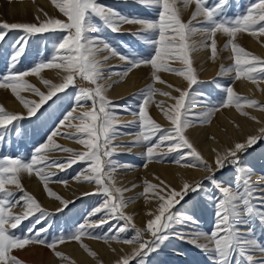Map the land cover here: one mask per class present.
I'll return each instance as SVG.
<instances>
[{"label": "snow or ice", "instance_id": "obj_1", "mask_svg": "<svg viewBox=\"0 0 264 264\" xmlns=\"http://www.w3.org/2000/svg\"><path fill=\"white\" fill-rule=\"evenodd\" d=\"M49 2L55 14L39 8L35 23L0 22V54L7 59L6 71L0 74V89L8 91L21 108L10 111L0 104V144L13 135H24L21 122L39 119L45 105L50 107V101L55 102L54 98L59 99L60 94L73 89L69 107L57 117L58 123L29 157L0 156V264H25L14 253L36 245L49 249L59 264H75L58 250L59 245L67 242L77 243L87 256L96 260L97 252L84 243L85 239L108 245L117 255L115 264H149L150 258L173 239L203 253L206 264H264V176L253 180L255 173L241 161V154L264 141V120L248 111L264 114V103L238 94L232 86H223L224 95L216 103L198 99L202 94L195 89L200 81L193 60V54L201 49L210 51L212 62L221 51H229L232 63L227 67L221 64L217 75L230 77L232 83L250 82L264 93L261 87L264 57L238 42L242 34H247L264 46V0H255L233 15L228 14L230 0H133L146 11L152 10L151 16L124 14L101 0ZM190 7V18L185 21L183 12ZM124 26H135V31L131 28L127 31L142 42L144 47L139 52L126 51L111 41L112 34L125 31ZM14 31L19 33L18 38L4 49L6 37ZM43 34H51L50 54L34 60L30 67H21L30 39ZM218 34L226 38L222 49L218 48ZM196 35L202 36L199 42L193 39ZM114 59L125 66L115 70L110 64ZM141 67L149 69L151 82L139 93L135 110L123 109L133 116L132 120L124 121L108 92L113 84ZM45 70H55L58 82L45 78L42 75ZM163 74L174 75L183 86L169 83ZM29 77H35L43 90ZM158 95L171 103L156 100ZM152 105L160 111L167 126L152 117ZM197 107L203 110L196 111ZM222 109H234L241 118L259 127L254 134L233 141L230 146L213 147L209 160L186 133L197 125H210ZM233 124L240 128L238 123ZM124 129L135 131L126 133ZM124 135L132 136L130 145L114 142ZM58 139L80 147L65 146ZM210 139L216 141L215 136ZM133 147L144 149L141 153L144 169L152 163H163L172 155L178 167L206 174L197 181L182 180L179 187L155 174L151 180L144 179L142 191L135 199L143 198L145 207H154L145 213L148 218L143 226H138L134 216L126 211L135 199L125 196L141 185L122 187L117 180L119 170H131L134 165L116 157L123 152L131 153ZM61 153L65 155H57ZM75 165L81 167L71 180L93 187L80 195L96 196L99 200L73 230L48 238L51 218L75 204L74 199L62 197L49 185L68 186L69 180L59 173ZM225 169L233 171L230 182L217 179V173ZM25 175L36 177L47 197L59 202L55 211L43 207L25 189L22 183ZM205 181L212 189L210 195L206 194L212 207V223L207 231L192 227L198 221L182 210V202L190 194L202 192ZM24 221L29 224L18 233L16 230ZM105 226L106 231L97 233V229ZM130 231L134 233L131 237L122 235ZM113 242L127 246L130 251L125 252L124 248L117 251L111 247Z\"/></svg>", "mask_w": 264, "mask_h": 264}, {"label": "rangeland", "instance_id": "obj_2", "mask_svg": "<svg viewBox=\"0 0 264 264\" xmlns=\"http://www.w3.org/2000/svg\"><path fill=\"white\" fill-rule=\"evenodd\" d=\"M35 1H40V0H0V22L35 23L36 16L31 17L30 14L27 13L24 15H20L17 12L13 14L8 13V9L10 6H14V5L19 6L21 4H25L26 2L33 3ZM46 2H49V0H46ZM101 2L104 3L105 5L112 6L120 10L124 14H135L142 16L153 15L152 10L146 11L144 8L134 3L133 0H101ZM211 2H215V0H211ZM253 2H255V0H230L228 14L229 15L239 14L244 10V8L247 5ZM40 7L43 8L49 14H55V10L52 9L53 7L51 6H50L51 10L46 8L44 4H40ZM191 11L192 8L190 7L189 9L183 12V19L185 21H187L190 18ZM124 28L125 31L117 34H112V36L110 37L111 41L114 44H118L122 49L126 51H132L133 49H135L137 52H139L140 49L144 47L142 42L135 39L133 36L129 35L127 31V29L129 28H131L132 31H135L136 30L135 26H124ZM18 36L19 33L15 31L9 33L8 36L6 37L7 43L4 44L3 46L4 49L9 48V46L14 43V41L18 38ZM50 36L51 34H43L32 37L30 39L27 48V55L23 59L21 67H25V68L30 67L34 60L44 59L50 54V50H51V44L49 43ZM250 38L252 39V37L248 36L247 34H242L239 37L238 42L246 50L252 52L253 49L250 48L251 45L250 43L252 41H250L251 40ZM193 39L199 42L202 39V36L196 35L193 37ZM253 40L257 42V40H255L254 38ZM217 41H218V48L222 49L223 44L226 43V38L218 34ZM197 52L193 54L195 68L197 67L196 66ZM227 53L229 54V51H221L219 58L223 59L225 56L229 57ZM218 59L215 62H212L211 59L210 61L218 67L220 65ZM118 63L113 64L115 65V70H119L120 68L125 66L122 62L121 63L118 62ZM173 66H179V65H173ZM6 68H7L6 56L0 54V74H4ZM139 72L142 74L140 77L141 80L139 79V83L137 84L138 86L135 90L131 91V93H129L128 95L123 96V98L122 97L117 99L110 98L114 102V104L119 106L116 109V111L117 114L121 117V119L124 118L122 119L124 121L126 119L127 121L132 120L133 116L131 115V111L125 112L123 111V109L135 110L139 100V93L141 92L142 89H144L147 86V84L151 82L150 72L148 68L141 67ZM42 75L45 78L53 80L54 82H58L59 80V77H57L55 74V70H45V72H43ZM173 76L174 75L171 74H163V78L167 80L169 83H172L171 77ZM198 77L200 82L198 85L195 86V89L197 92L202 94L200 97H198V99L203 100L204 102H209V101L212 103L218 102L219 98H221L224 95L222 91L223 86L233 87L236 83V82L232 83L231 80L223 79L218 75L206 81H204L201 78L199 73H198ZM28 79L32 83L36 84L38 87H41V89L43 90V86L39 84V81L35 77H29ZM78 83H80L81 86H85L83 82H78ZM217 84H219L221 87H217ZM72 92L73 89L70 88L67 93L60 94L61 98L59 99L54 98L55 102L50 101L49 102V104L51 105L50 107L48 105H45V107L41 109L43 115H41L39 119L32 118L30 121L21 122L22 129L24 130V135L19 137L13 135L8 139V141H6L3 144H0V156L8 155L12 157H16V156H21L25 158L29 157L33 148L38 143H42L44 138H46V134L56 123H58L57 117H60L61 113L64 112L69 107V104L71 102ZM0 104H3L10 111L21 110L20 105L18 104V102L15 101L14 97H12L8 91L2 89H0ZM202 110L203 109L199 107L197 108L196 111H202ZM227 110L230 109H222L220 112L223 111V114L224 113L226 114ZM153 112H154V105L150 106V114L154 119H156L153 115ZM216 126L217 127L221 126V122L220 121L218 122L217 113L215 114L212 123L210 125H204L202 127H206V130H210L212 127H216ZM123 131L126 133H132L135 131V129H124ZM126 136L127 135L120 136L114 142L118 145H130L131 141L124 140ZM58 142L65 146L76 149H79L80 147L64 139H58ZM133 148L138 149V147H133ZM57 155L62 157L65 154L61 153ZM116 158L119 159L121 162L130 163L134 166H137L139 163H144V161L142 160L139 162V159H142V156H139L138 150L133 151L132 153L123 152ZM241 161L244 165L251 168L255 173V175L253 176V180H257L261 176H264V141L259 142L257 145H254L251 149H249L246 153L241 154ZM156 164L163 167L177 166L173 162L172 155L167 157L163 163H156ZM80 167H81L80 165H75L73 166L72 169H69L67 172L59 173V176L63 179H68L69 180L68 185H70L71 182H73L71 180V177L75 175V173L79 170ZM52 171H57V170L52 169ZM196 171L198 172V174L200 173L201 174L195 181L202 179V177L206 175L203 172H200L198 170ZM117 175L118 176L120 175L119 172L117 173ZM232 178H233V171L231 169H225L223 173H217V179H222L226 182H230ZM22 183L25 189L30 193H32L36 197V199L42 204V206L48 209L49 211H55V209L59 207L58 201H54L47 197L46 193L43 191L42 185L40 184L39 180L36 177L34 176L28 177L27 175H25L22 178ZM34 183H38L39 187L41 188V191L40 190L36 191L32 188V184ZM204 183H205V188L202 192L198 194H190L189 198H186V201L182 202L183 205L182 210L185 211L187 214L192 215L194 219L198 221V223L192 225V227L207 231L211 227V223H212V215H211L212 207L207 200L206 194L210 195L212 193V189L207 181H205ZM83 186H88V185H83ZM49 187L55 192H57L59 195H61L62 197L66 199H70L69 196H64L61 193L62 189L64 190V188L67 186H63L59 183H50ZM92 190L86 188L84 191H92ZM81 193H78L76 196L73 195L74 197L72 199L75 200V204L69 206L70 210L66 209L65 212L56 214L51 218L50 222L52 224V228L50 229L48 238H51L52 236L57 235L59 233H68L71 230H73L74 226L77 225L79 222H82L83 218L87 216L90 209L99 200V198L96 196H88V197L81 196L80 195ZM126 194L127 193H125V196H127ZM78 196L80 198L76 199V197ZM177 207L180 208L181 206L178 205ZM14 211H19V209H15ZM28 224L29 221H24L16 231L18 233L21 232L28 226ZM106 229L107 226H105L103 229H97L96 231L97 233H100L106 231ZM133 234L134 233L130 231L122 235L131 237V235ZM84 243L88 244L89 247L92 248V250H94L93 243L99 245L101 244L109 247L108 245L104 244L102 241H97L93 239H85ZM112 245L111 247L114 246L117 247V245L120 244H116L113 242ZM72 248H73V252L71 251ZM126 249H127L126 252L130 251V249L127 246ZM173 249H175V251ZM58 250L68 255L71 258V260L75 261V264H83V262L80 261V258L78 257L77 253L87 256V254L75 242H67L63 245H59ZM14 254L17 255L21 260H23L25 264H44L46 263V261H48L49 257H54L49 249L38 245L29 246L25 250L16 251ZM103 264H110V263L103 262ZM149 264H206V257L204 256L203 253L199 252L196 248L192 247L191 245L184 243L183 241L173 239L168 243L167 247L163 248L158 254L150 258Z\"/></svg>", "mask_w": 264, "mask_h": 264}, {"label": "bare ground", "instance_id": "obj_3", "mask_svg": "<svg viewBox=\"0 0 264 264\" xmlns=\"http://www.w3.org/2000/svg\"><path fill=\"white\" fill-rule=\"evenodd\" d=\"M40 4H44L46 8L51 10L50 8L51 4L49 2H46V0L43 1L40 0V1H35L33 3L26 2L25 4H21L19 6H15V5L10 6L8 9V13L13 14L17 12L20 15H24L27 13L30 14L31 17H35L40 14L38 12V9L41 8ZM250 41H252L251 43L249 42L251 44L250 48L253 49L252 53L264 57V46H261L260 43L255 42L253 38ZM228 55L229 57L226 56L224 57L223 55L224 58L221 57L223 59L220 58L218 59L220 65L224 64L226 67L231 65L232 62L230 60V52ZM118 62L120 61L114 59L110 61V64L113 65V64H117ZM196 64H197L196 70L204 81L211 79L214 76L216 77L220 68L219 67L220 65L217 67L214 63L210 61V51L207 49H203L197 52ZM139 70L140 69L134 70L123 81L113 84V86L109 89L108 92L109 98L111 99H117L121 97L123 98V96L128 95L129 93H131V91L135 90L138 86L137 84L139 83V79L142 75L139 72ZM221 78L226 80H231L230 77H221ZM114 79L116 78L114 77ZM171 80H172L171 81L172 84L177 86H183L179 78L173 76L171 77ZM157 87L165 91L169 90L165 88L163 85H157ZM261 87H264V85H261ZM233 88L238 94L242 96L248 98H255L261 103H264V93L259 92L250 82L244 80L236 81ZM173 95H176V93H173ZM155 99L165 100L166 103H171V101H167L166 98L161 97L159 95ZM248 111H250L252 115L257 116L259 119L264 120V114H261L258 111L251 109H249ZM153 115L158 120V122H160L163 126H167V121L164 120L163 116L161 115L160 111L155 107V105H154ZM217 116H218V122L219 121L221 122L220 127H217L218 126L217 125L216 127H212L210 130H206V127L197 125L195 127L188 129L186 133V135L191 139V141L198 148V150L201 151V153L204 155L206 159L209 160H211L213 157V153L211 152V149L213 147L229 146L230 144H232L233 141L243 140L247 135L254 134L256 129L259 127V125H257L253 121L241 118L235 112L234 109L227 110L226 114L225 113L223 114V111L218 112ZM125 121H127V119ZM233 121L240 125L239 129H237L234 126ZM212 136L216 137V141L210 139V137ZM131 139H132L131 135H127L124 138V140L127 141H131ZM137 150L139 152V156H141V153L144 151V149L141 147H138V149L132 148L131 153ZM141 160L144 161L142 158L139 159V162ZM119 174H120L119 176L117 175L119 186L130 187L131 184L133 183L137 185H141L140 187H137L133 191L127 192L126 194L127 195L126 198L135 199L137 197V194L140 191H142V181L144 179L151 180L153 174L159 175L162 179H164L168 183L172 184L175 187H179L182 180H187L189 182L195 181L200 176L201 173L198 174V172L195 169H182L178 166L163 167L157 165L156 163H152L149 165L147 169H144L143 163H139L137 166H134L131 170H127V169L119 170ZM32 188L36 191L39 190L41 191V188L39 187L38 183L32 184ZM86 188H88L89 190L93 189V187L90 185L83 186L71 182V184L65 187L64 190L62 189L61 193L62 195L69 196V198L72 199L74 197L73 195L76 196L78 193H81ZM151 207H154V205L145 207L143 198H139V199H135V202L130 204L129 207L126 209V211L134 216L135 223L138 226H143L144 222L148 218L145 215V213ZM93 248L95 252H97L98 254L96 260H93L92 258L86 255L77 253L78 257L80 258V261L83 262V264L84 263L97 264V261L101 262V264H103V262L115 264L117 255L111 251L110 247L93 243ZM112 248H116L117 251H119L120 248H124V251L125 252L127 251L126 246H122V245H117V247L114 246ZM71 251L73 252V248L71 249ZM44 264H59V261L54 257H49L48 261H46V263Z\"/></svg>", "mask_w": 264, "mask_h": 264}]
</instances>
